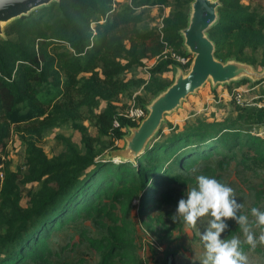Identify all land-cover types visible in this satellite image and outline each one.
Wrapping results in <instances>:
<instances>
[{
	"label": "trees",
	"instance_id": "1",
	"mask_svg": "<svg viewBox=\"0 0 264 264\" xmlns=\"http://www.w3.org/2000/svg\"><path fill=\"white\" fill-rule=\"evenodd\" d=\"M121 1H53L10 22L5 37H0V264L45 258L53 231L81 216L112 217L117 205L130 202L139 192L143 216L162 201L173 202L162 184L184 182L176 169L192 167L215 154L227 167L236 159L234 149L245 147L253 165H264V137L253 131L264 125V105H238L233 118L184 121L181 128L168 123L170 132L157 139L162 125L135 159L101 158L102 137L110 138V149H115L127 126L138 124L119 115L114 102L144 80H125L120 75L144 65V60L160 58L167 46L186 55L178 31L186 24L187 11L179 9L165 16L161 26L140 30L141 8L164 6L168 0H124L123 5ZM178 1L179 6L190 2ZM220 1L219 20L209 29L216 56L236 57L257 67L246 49L262 46L264 50V0ZM173 64L170 58L157 60L151 76L172 71ZM259 64L264 67V57ZM171 80L172 75L166 83L155 80L144 88L152 96ZM208 90L215 93L211 87ZM146 101L142 99L140 106ZM102 102L105 107L96 111ZM82 107L89 112L96 136L76 121ZM114 119L119 126H113ZM68 121L79 131V141L62 137L64 150L48 156L38 144L42 131ZM14 130L24 134L25 143L24 166L16 170L6 158ZM237 162L248 166L244 159ZM256 192L258 197L264 194V190ZM226 223L223 233L230 239L238 228L232 229L231 219ZM120 226L113 219L107 228L115 234L125 230ZM88 239L93 243V238ZM123 239H106L105 262L127 247Z\"/></svg>",
	"mask_w": 264,
	"mask_h": 264
},
{
	"label": "rangeland",
	"instance_id": "2",
	"mask_svg": "<svg viewBox=\"0 0 264 264\" xmlns=\"http://www.w3.org/2000/svg\"><path fill=\"white\" fill-rule=\"evenodd\" d=\"M125 3L127 2L121 1V5ZM252 5H254L253 2ZM188 6L189 3L179 6L178 0H168L164 6L143 7L141 8L144 11L143 19L139 23V29L147 30L151 27L161 26L165 16L173 14L179 9L187 11ZM58 51L61 53L63 49ZM246 54L255 59L257 68L261 69L259 62L264 57L262 46L255 51L246 49ZM163 58L166 57L163 55L151 62L144 60V65L131 67L120 75L125 80L141 78L144 83L139 88L134 87L131 90L123 91L118 96L114 104L117 106L119 114H124L131 105L140 106L142 99L146 101L151 97L144 88L145 84L154 83L155 80L161 83L169 81L172 71L155 73L153 76L150 73V69L156 61ZM208 87H211L210 84L205 85L196 95H190L182 108L167 117L163 124V132L157 139L161 138L162 140L170 132L168 123L173 126L179 124L181 128L184 126V121L190 124L195 120L202 119L212 121L227 117L233 118L237 114L238 105H264V81L257 84L235 82L226 86H218L214 94L208 90ZM234 88L240 89L241 102L235 99ZM52 93L55 95L57 91L53 90ZM104 107L105 103L102 102L96 111ZM79 115L80 117L76 121L84 125L88 133L96 136L97 130L89 119L87 108L82 107L79 110ZM253 131L264 137V125L254 127ZM62 137L79 141L80 133L73 126V122L68 121L45 128L38 144L48 156H52L64 150L65 145ZM23 138V133L14 130L6 147L8 153L6 158L9 159L10 168L13 170L24 166L25 143ZM110 141L111 139L108 137L101 138L102 155L112 150L109 145ZM115 145L122 147L123 140H117ZM234 151L237 155L236 159L232 160L227 167L222 162V157L215 154L209 160H200L192 167L176 169L175 173L179 174L181 181L184 182H165L161 186L171 194L173 202L162 201L153 206L151 210L145 211L144 215L147 213L145 216L140 211L141 193L139 192L130 202L126 201L117 205L113 210L114 216L112 217L98 220L81 216L75 221L67 222L62 229L52 232L47 242L50 251L45 258L27 259L23 264H167L168 257L172 253L173 264H200L204 255L200 236L207 229L210 217L200 218L195 227L187 226L180 219L175 221L172 219L178 201L181 198H186L188 191L197 186V177L200 175L215 178L234 190L237 203L242 204V208L237 214L248 216L249 228L258 238L261 227L257 226L256 218L251 215V209L255 207L264 212V194L258 197L256 192L257 189L264 190V165L262 167L253 165L246 156L248 151L245 147H236ZM238 159L247 161L248 166L238 163ZM114 160L120 161L119 159ZM123 211L128 214L122 215ZM113 219L121 225L120 227H125V230L118 229L115 234L110 232L107 225H111ZM232 222V229L238 228L232 238L237 237L240 239L241 245H246L242 229L234 220ZM111 236L122 239L124 237L127 247L122 250L121 254L115 252L111 259L105 262L103 255L108 250V244L105 242ZM88 238H93V243ZM221 239L229 238L226 233H222ZM242 251L248 258L247 264H264V245L258 243L254 249L249 246Z\"/></svg>",
	"mask_w": 264,
	"mask_h": 264
},
{
	"label": "water",
	"instance_id": "3",
	"mask_svg": "<svg viewBox=\"0 0 264 264\" xmlns=\"http://www.w3.org/2000/svg\"><path fill=\"white\" fill-rule=\"evenodd\" d=\"M59 0H7L0 7V37H5L6 26L30 11ZM220 0H190L186 24L179 29L181 46L190 62L186 69L172 65V80L152 95L144 104L145 116L137 125H128L123 134V145L101 156L104 160L135 159L159 132L167 117L182 108L190 95H196L205 85L212 89L231 83L248 80L251 83L264 81V67L228 57L216 56V44L209 29L219 20ZM167 264H173L172 255Z\"/></svg>",
	"mask_w": 264,
	"mask_h": 264
},
{
	"label": "clouds",
	"instance_id": "4",
	"mask_svg": "<svg viewBox=\"0 0 264 264\" xmlns=\"http://www.w3.org/2000/svg\"><path fill=\"white\" fill-rule=\"evenodd\" d=\"M7 0H0V7L6 6ZM242 204H238L234 190L205 175L197 177V186L188 191L186 198H181L172 219L182 220L189 227H195L198 220L210 217L207 229L201 234L204 255L200 264H247L248 258L241 250V241L237 237L221 239L226 231L227 220H234L242 229L245 241L251 248L264 245V212L253 207L251 215L256 218L261 233L257 238L249 228L248 216L238 215Z\"/></svg>",
	"mask_w": 264,
	"mask_h": 264
},
{
	"label": "built area",
	"instance_id": "5",
	"mask_svg": "<svg viewBox=\"0 0 264 264\" xmlns=\"http://www.w3.org/2000/svg\"><path fill=\"white\" fill-rule=\"evenodd\" d=\"M165 56L166 58H170L174 61V63L181 65L184 69H186L189 65V57L184 54L178 53L176 50L171 48L170 46H167L165 51L161 56ZM155 60V59H154ZM233 94L235 99L238 102H241V93L239 88H234L233 89ZM146 114V111L144 110L143 106H135L131 105L130 107L127 108L124 114H119L124 116L125 118L129 119L130 121H140ZM113 126L117 127L119 126V120L114 119L113 121Z\"/></svg>",
	"mask_w": 264,
	"mask_h": 264
}]
</instances>
